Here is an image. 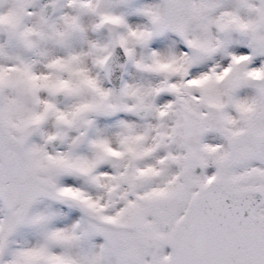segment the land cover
Returning <instances> with one entry per match:
<instances>
[{"label": "rangeland", "instance_id": "374dc122", "mask_svg": "<svg viewBox=\"0 0 264 264\" xmlns=\"http://www.w3.org/2000/svg\"><path fill=\"white\" fill-rule=\"evenodd\" d=\"M238 2L252 13L241 16ZM47 3L55 8L46 18L40 8ZM212 9L221 23L213 36L206 27ZM79 17L92 19L90 54ZM155 19L169 21V30L155 35ZM117 43L129 62L114 91L102 63ZM193 47L204 51L198 61ZM245 52L252 70L264 71V0H0V136L20 154L28 185L49 194L35 198L15 229L16 211L8 213L0 197V264L166 258L172 227L201 185L216 176L235 189L250 185L241 182L249 164L240 167L228 152L235 87L247 84ZM85 55L92 74L80 62ZM184 91L190 92L185 104ZM136 107L150 115H133ZM53 139L60 140L57 147ZM197 160L202 168L194 173L189 167ZM163 199L170 200L165 210ZM161 222L169 228L162 231ZM132 223L162 238L157 250L138 241Z\"/></svg>", "mask_w": 264, "mask_h": 264}, {"label": "water", "instance_id": "95a60500", "mask_svg": "<svg viewBox=\"0 0 264 264\" xmlns=\"http://www.w3.org/2000/svg\"><path fill=\"white\" fill-rule=\"evenodd\" d=\"M54 8L51 3L42 5L41 15L49 17ZM169 28L167 20L156 19L152 24L155 35H162ZM202 57L203 52L195 49V60ZM128 62V54L122 44H115L103 61L104 78L114 91H118L123 83ZM61 97L58 94L57 100ZM131 113L139 118L150 115L148 109L139 107L133 108ZM50 144L57 147L60 140L53 139ZM15 159V152L5 151V165H11ZM189 168L198 173L201 165L193 163ZM8 177L0 171V195L6 189ZM263 201L264 195L260 191H236L225 177L209 179L194 192L183 218L172 227L167 257H155L152 264H264V215L255 214ZM168 203L163 199L159 206L166 209ZM128 227L135 232L142 245L153 250L161 245V238L143 231L139 224L132 223ZM168 227L165 224L162 228L166 230ZM101 231L112 236L107 227L101 228Z\"/></svg>", "mask_w": 264, "mask_h": 264}, {"label": "flooded vegetation", "instance_id": "af4514ba", "mask_svg": "<svg viewBox=\"0 0 264 264\" xmlns=\"http://www.w3.org/2000/svg\"><path fill=\"white\" fill-rule=\"evenodd\" d=\"M195 49H199L201 52H203L204 56V51L201 48L193 47L192 57L194 60ZM247 52L249 53V51ZM248 53H243L245 56H248V58H246L248 63L245 65L244 71L245 82L247 84L245 86L240 84L236 85L234 91L237 98L235 103L236 117L233 122L234 127L232 130L233 145L228 147V152L233 156V161L237 162L240 167H245V165L249 164L248 167H245V170L249 171L250 176L248 178L242 177L241 182H244L245 184L250 183V185L242 187L241 189L233 188L236 191L242 189H254L256 191H260L264 195V71L256 72L252 70L253 57ZM243 54L241 55L243 56ZM238 60H236L237 63ZM248 84L253 86L250 87ZM187 93L190 92L184 91L183 93V104H185V101L189 99L187 98ZM202 103L203 102L201 101L200 104ZM225 122L227 121L225 120ZM227 125L224 124L223 127L224 129H228L230 131ZM198 137H203L202 131L198 133ZM7 145L8 141L1 139L0 136V171L9 176L5 182L6 189L4 193L0 195V197L3 198V202L6 205V210L8 213H13L16 211L11 225V227L15 229L17 224L22 222V216L31 207L35 198L49 194L45 193L43 190L37 189L32 185H28L29 173L23 169L21 156L17 151H15L16 159L11 165H5L3 163L5 151L9 148ZM244 158H249V160H245ZM193 163L200 164L202 168V164L199 160ZM166 200L169 201V206L170 200ZM180 200L181 198H176L175 202ZM70 202L79 208L88 218L94 220L95 222H100L96 217L89 215L77 202ZM256 210L259 211V214H264V201ZM164 223L170 226L168 222H161L160 228L162 231H165L162 228L165 225Z\"/></svg>", "mask_w": 264, "mask_h": 264}, {"label": "bare ground", "instance_id": "6f19581e", "mask_svg": "<svg viewBox=\"0 0 264 264\" xmlns=\"http://www.w3.org/2000/svg\"><path fill=\"white\" fill-rule=\"evenodd\" d=\"M222 1V0H221ZM229 1V0H228ZM242 1V0H241ZM213 2V1H212ZM218 2V1H217ZM231 2V1H230ZM201 3V2H200ZM219 3V2H218ZM238 5L234 8L235 10H237L238 11V13L242 16V14H251L252 12H249V13H245V12H247L248 10H253V8L252 7H246V6H242V7H239V6H241V5H239V2L237 3ZM200 5V4H199ZM211 5H213V4H211ZM216 5H218V4H216ZM219 5H221V4H219ZM227 5H228V3H227ZM233 5H234V3H233ZM232 5V6H233ZM194 6V5H193ZM196 6V5H195ZM208 6H210V4L208 5ZM207 6V7H208ZM231 6V7H232ZM218 8V7H217ZM223 8H225V7H223ZM216 9V8H215ZM215 9H212V11H210L211 12V15L212 14H214V16L212 17V19H209L207 22H206V27H208V28H210L212 31V33H210V35L211 36H213L214 35V33H215V30H217L220 26H221V23H220V18L218 19V17H220V16H218L220 13H215L214 12V10ZM218 10H220V9H216L215 11H218ZM223 11V10H222ZM236 13V12H235ZM210 15V14H209ZM248 16V15H247ZM244 17L245 18H247V19H250L249 17H246L245 15H244ZM252 17V16H251ZM215 18H217V20H219L218 22H216V20H215ZM241 18V17H240ZM245 20V19H244ZM253 21V20H252ZM245 22H247L248 24H250V23H252L251 21L249 22V21H245ZM79 24H80V27H81V29H82V31L84 32V37H83V44H84V46H85V48L86 49H88L87 51H90L89 52V54L91 53V52H95V46H94V44H96V43H92L91 45L89 44V45H87L88 43H90V40H93L92 38H91V36H92V33H93V31H92V19L91 18H89V17H79ZM81 32V31H80ZM210 32V31H209ZM79 35H80V33H79ZM81 35H82V32H81ZM91 35V36H90ZM94 35V34H93ZM80 38H81V36H80ZM90 39V40H89ZM75 41V40H74ZM77 42V41H76ZM82 42V41H81ZM78 45V44H77ZM80 45V44H79ZM71 47V46H70ZM75 48H76V46H75ZM74 49V48H73ZM75 50V49H74ZM67 51V50H66ZM78 52V51H77ZM62 53V52H61ZM80 53V52H79ZM88 55V54H87ZM87 55H85V56H82L83 58H82V61H80L81 63H82V65H84V66H88L89 67V69L91 70L90 72H91V74H92V71H93V68H94V66H93V64H91L92 63V60L87 56ZM92 55V54H91ZM65 56V55H64ZM90 56V55H89ZM78 57V56H77ZM80 64V63H79ZM79 67V66H78ZM78 69V68H77ZM89 72V71H88ZM79 74H81V73H79ZM92 83V82H91ZM98 84V83H97ZM120 123V122H119ZM121 123H122V121H121ZM124 125H126V123L124 124ZM126 127V126H125ZM120 128V127H119ZM123 129V128H122ZM114 130H116V129H114ZM125 131V130H124ZM102 132H104V131H102ZM112 132V131H111ZM110 132V133H111ZM118 132V131H117ZM116 132L114 131V134H115ZM119 134V133H118ZM117 134V135H118ZM121 134V133H120ZM121 135H123V134H121ZM120 135V136H121ZM105 137V136H104ZM119 137V136H118ZM117 138V137H116ZM114 139V135L112 134L110 137H109V140L110 141H115V140H113ZM118 139V138H117ZM108 139L106 140V141H109ZM118 141V140H117ZM117 141H115V142H117ZM111 145V144H110ZM255 214H258V210H256L255 211ZM65 225V224H64ZM63 229H65V230H68L69 229V226L68 225H65L64 226V228ZM70 230V229H69ZM64 239H69L70 240V237H65ZM34 242V241H33ZM34 244V243H33ZM65 248V247H64ZM56 249H57V246H56ZM70 249V251L69 252H71V254L72 253H76L77 252V248L76 247H71V248H69ZM79 256H80V253H77ZM78 255H76V256H78Z\"/></svg>", "mask_w": 264, "mask_h": 264}]
</instances>
